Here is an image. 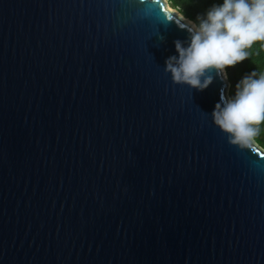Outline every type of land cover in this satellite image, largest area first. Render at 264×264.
<instances>
[{
	"label": "water",
	"instance_id": "water-1",
	"mask_svg": "<svg viewBox=\"0 0 264 264\" xmlns=\"http://www.w3.org/2000/svg\"><path fill=\"white\" fill-rule=\"evenodd\" d=\"M192 21L0 0V264H264V149L212 123L228 81L164 70Z\"/></svg>",
	"mask_w": 264,
	"mask_h": 264
},
{
	"label": "clouds",
	"instance_id": "clouds-1",
	"mask_svg": "<svg viewBox=\"0 0 264 264\" xmlns=\"http://www.w3.org/2000/svg\"><path fill=\"white\" fill-rule=\"evenodd\" d=\"M186 33L164 60L171 80L197 91L214 78L227 81V68L249 58L254 45L264 50V0H213ZM233 88L230 96L219 95L208 114L229 143L243 148L264 130V68L243 74Z\"/></svg>",
	"mask_w": 264,
	"mask_h": 264
},
{
	"label": "trees",
	"instance_id": "trees-1",
	"mask_svg": "<svg viewBox=\"0 0 264 264\" xmlns=\"http://www.w3.org/2000/svg\"><path fill=\"white\" fill-rule=\"evenodd\" d=\"M171 5L177 8L179 6V11L191 20H195L198 13H203L207 7L213 3V0H169ZM264 68V50H261L258 43L253 46L250 50L249 58L241 61L233 66L227 68L228 83H229V96L234 91L233 85L239 78L248 73L252 69L259 71ZM255 142L264 149V130L257 136Z\"/></svg>",
	"mask_w": 264,
	"mask_h": 264
},
{
	"label": "rangeland",
	"instance_id": "rangeland-1",
	"mask_svg": "<svg viewBox=\"0 0 264 264\" xmlns=\"http://www.w3.org/2000/svg\"><path fill=\"white\" fill-rule=\"evenodd\" d=\"M166 1L169 3V5L173 8V9H171V8H169L170 10H175V9H177V8H175V7H173L172 5H171V3L169 2V0H165V3H166ZM167 5V4H166Z\"/></svg>",
	"mask_w": 264,
	"mask_h": 264
},
{
	"label": "bare ground",
	"instance_id": "bare-ground-1",
	"mask_svg": "<svg viewBox=\"0 0 264 264\" xmlns=\"http://www.w3.org/2000/svg\"><path fill=\"white\" fill-rule=\"evenodd\" d=\"M164 3H165V0H164ZM167 4V5H166ZM165 5L167 6V7H169V8H171V9H173L170 5H169V3L166 1V3H165ZM173 11V10H172Z\"/></svg>",
	"mask_w": 264,
	"mask_h": 264
},
{
	"label": "snow or ice",
	"instance_id": "snow-or-ice-1",
	"mask_svg": "<svg viewBox=\"0 0 264 264\" xmlns=\"http://www.w3.org/2000/svg\"><path fill=\"white\" fill-rule=\"evenodd\" d=\"M259 155H260L261 157H264V152L259 153Z\"/></svg>",
	"mask_w": 264,
	"mask_h": 264
}]
</instances>
